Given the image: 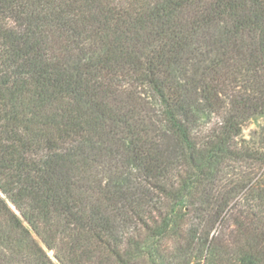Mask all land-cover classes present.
I'll use <instances>...</instances> for the list:
<instances>
[{
  "label": "trees",
  "instance_id": "1",
  "mask_svg": "<svg viewBox=\"0 0 264 264\" xmlns=\"http://www.w3.org/2000/svg\"><path fill=\"white\" fill-rule=\"evenodd\" d=\"M257 115L264 0H0V264H264Z\"/></svg>",
  "mask_w": 264,
  "mask_h": 264
},
{
  "label": "rangeland",
  "instance_id": "2",
  "mask_svg": "<svg viewBox=\"0 0 264 264\" xmlns=\"http://www.w3.org/2000/svg\"><path fill=\"white\" fill-rule=\"evenodd\" d=\"M199 118L197 127L203 132L210 130L221 117L214 115L207 110L198 112ZM239 145H249L264 152V115H257L248 120L242 128L241 135L238 137ZM53 256V253H50Z\"/></svg>",
  "mask_w": 264,
  "mask_h": 264
}]
</instances>
